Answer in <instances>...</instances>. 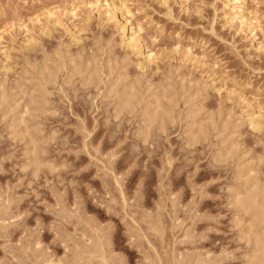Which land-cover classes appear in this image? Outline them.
I'll return each mask as SVG.
<instances>
[{
  "label": "rangeland",
  "instance_id": "obj_1",
  "mask_svg": "<svg viewBox=\"0 0 264 264\" xmlns=\"http://www.w3.org/2000/svg\"><path fill=\"white\" fill-rule=\"evenodd\" d=\"M248 4L0 0V264H71L97 228L120 264H252L230 197L237 175L264 180V0ZM111 86L134 87L129 115ZM155 99L175 121L145 133Z\"/></svg>",
  "mask_w": 264,
  "mask_h": 264
},
{
  "label": "bare ground",
  "instance_id": "obj_2",
  "mask_svg": "<svg viewBox=\"0 0 264 264\" xmlns=\"http://www.w3.org/2000/svg\"><path fill=\"white\" fill-rule=\"evenodd\" d=\"M237 1V0H236ZM239 2H240V5H238L239 6V8L242 10V11H244L245 9H246V7H247V4H248V0H238ZM238 3V2H237ZM236 3V4H237ZM249 5V4H248ZM238 8V9H239ZM124 9L126 10V8L124 7ZM124 9H123V11H124ZM246 11V10H245ZM244 11V12H245ZM126 12V14H130V12L129 11H125ZM124 12V13H125ZM121 13V12H120ZM50 15V14H49ZM241 17H242V15H241ZM244 18H245V20H246V17L244 16ZM244 18H243V20H244ZM252 20V19H251ZM245 22V21H244ZM250 23H252L251 21H250ZM251 25H253V24H251ZM250 25V27H252ZM124 27V26H123ZM151 57V56H150ZM72 63V62H71ZM72 64H74V63H72ZM86 66V65H85ZM59 68V67H58ZM77 68V67H76ZM86 68V67H85ZM52 69V68H51ZM81 69H82V67H81ZM95 69H97V68H95ZM44 72L42 73L41 72V74H39L40 76L39 77H41L40 79H41V81H44V83L45 82H47L50 78H52V71L50 70V72H47V66H46V69L44 68ZM73 70V69H72ZM43 71V70H42ZM95 71H97V70H95ZM74 72V71H73ZM87 71H85V73H86ZM92 72V71H91ZM88 73V72H87ZM93 73V72H92ZM97 73V72H96ZM72 74V73H71ZM71 74H69V76L71 75ZM91 74V73H90ZM89 74V75H90ZM54 76V75H53ZM96 76V75H95ZM89 77V76H88ZM120 77V76H119ZM90 78V77H89ZM39 79V80H40ZM50 81V80H49ZM68 81V80H67ZM40 82V81H39ZM88 82H89V80H88ZM99 82V81H98ZM114 82H116V80L114 81ZM40 83H42V82H40ZM93 83V82H92ZM97 83V82H96ZM38 84V83H37ZM47 84V83H46ZM117 83H114V88L116 87L115 85H116ZM123 86V85H122ZM40 87V86H39ZM96 87V86H95ZM110 87V86H109ZM113 87L111 86V89L109 88V91L111 90V94H113V95H115V97L118 95L117 94V92H119V91H116V93H113V92H115V91H113L114 89H113ZM119 87H120V85H119ZM121 88V87H120ZM124 88V87H123ZM126 88V87H125ZM129 88V87H128ZM131 89H129V90H126L122 95H120L119 97L117 96L116 98L114 97V101L117 99V104H116V107H115V110H116V112H118V113H120V112H123V111H127V113L130 111H132L133 110V107H135V105H136V103H138L137 102V93L135 92V90L133 89L134 87H130ZM38 92H40V90L38 91ZM140 93V92H139ZM40 94V93H39ZM106 94V93H105ZM110 94V92H108V96L111 98L112 97V95ZM107 96V95H106ZM169 96V95H168ZM165 97V96H164ZM172 97V96H171ZM156 98V97H155ZM161 98V97H160ZM33 99V98H32ZM38 99V98H37ZM143 99V98H142ZM190 99V98H189ZM2 100H3V98H2ZM145 100V99H144ZM155 100H157V99H155ZM168 100V99H167ZM170 100H172V99H170ZM169 100V101H170ZM139 101V100H138ZM152 101V100H151ZM169 101H164V102H166V103H168ZM45 102V101H44ZM148 102V101H147ZM155 102V106L153 107L154 109H152V110H150L149 108V110H146V112L144 113V115H143V118H144V120H143V122L142 123H144V125L145 126H143V127H145L144 129V131H145V133H148L149 131H150V129L153 131V129H152V125H154V126H156V124H158V127L159 126H162V127H160V128H163V126H164V124L166 123V122H169V121H173V118L171 119V117H172V115H173V111L171 112L172 113V115H171V113L170 112H168L167 110H166V108L164 109V108H162L161 107V104H160V102L157 100V101H154ZM171 102V101H170ZM162 103V102H161ZM42 104V103H41ZM47 104V103H46ZM169 104V103H168ZM153 105H154V103H153ZM152 104H151V107L150 108H152V106H153ZM164 105V104H163ZM162 105V106H163ZM174 105V104H173ZM137 106H139V105H137ZM166 106V105H165ZM164 106V107H165ZM138 108V107H137ZM147 108V107H146ZM168 108H170V106L168 107ZM2 109V108H1ZM40 109V108H39ZM135 109V108H134ZM189 109V108H188ZM7 110V109H6ZM141 110V109H140ZM43 112V111H42ZM129 112V113H130ZM189 112V111H188ZM117 113V114H118ZM129 113H128V115H129ZM5 114V113H4ZM142 114V113H141ZM253 114V113H252ZM140 115V114H139ZM185 115V114H184ZM121 116V115H120ZM175 116H177V115H175ZM192 116V115H191ZM194 116H195V114H194ZM140 117V116H139ZM250 117H251V115H250ZM179 118V117H178ZM252 119H250L251 120V123H252V125L254 126V128H257L258 129V124L260 123H258V120L256 121L254 118H253V116L251 117ZM181 119V118H180ZM20 120V119H19ZM22 121V120H21ZM140 121V120H139ZM174 121H175V119H174ZM173 121V122H174ZM205 121V120H204ZM215 121V120H214ZM24 122V121H23ZM177 122V121H176ZM175 122V123H176ZM194 122V121H193ZM170 123V122H169ZM191 123V122H190ZM189 123V124H190ZM197 123V122H196ZM192 124V123H191ZM195 124V123H194ZM194 124H192V126L194 125ZM199 124H201V122L199 123ZM198 124V125H199ZM165 125H167V124H165ZM198 125H197V128H191V129H193V130H188L189 131V134H188V136L189 137H187V138H189V140L192 142V143H195V142H197L196 140H199L200 138L202 139V140H204L205 139V136L206 135H208L207 134V132H209L208 131V129H207V127L208 126H206V127H204V126H200L199 125V127H198ZM196 126V125H195ZM211 126V125H210ZM215 126V125H214ZM221 126V125H220ZM151 127V128H150ZM189 127V126H188ZM141 128V127H140ZM159 128V129H160ZM216 128V127H215ZM253 128V129H254ZM148 129V131L146 132V130ZM210 129H212V126H211V128ZM142 130H143V128H142ZM141 130V131H142ZM213 130V129H212ZM29 131V130H28ZM155 132V131H154ZM157 132H158V130H157ZM223 132V131H222ZM143 133V132H142ZM152 133V132H151ZM150 133V134H151ZM139 134H140V132H139ZM221 134V133H220ZM19 135V134H18ZM20 135H22V134H20ZM24 135V134H23ZM146 135L147 134H145V136L144 137H146ZM136 136V135H135ZM139 136V135H138ZM218 136V135H217ZM222 136V135H221ZM142 138H143V136H142ZM147 138V137H146ZM208 138V137H207ZM228 138V137H227ZM30 140V139H29ZM143 141H145V140H143ZM189 141V142H190ZM193 141H195V142H193ZM37 142V141H36ZM188 142V143H189ZM31 143H33L32 141H31ZM222 143V142H221ZM37 144V143H36ZM196 144V143H195ZM189 145H190V143H189ZM194 145V144H193ZM226 145V144H225ZM223 146V145H222ZM35 147V146H34ZM228 147V146H227ZM226 147V148H227ZM231 148V147H230ZM35 149H36V147H35ZM35 149L33 148V151H32V153H35ZM228 149V148H227ZM226 149V151H224V152H222V155H223V153L225 154V152H226V154L228 155L230 152L228 151V150H230V149H228L227 150ZM223 150H225V148L223 149ZM40 151H38V153H39ZM30 153V152H29ZM221 153L219 152V154L217 153V157H218V161L220 160V159H222L223 161L225 160V158H227L228 156L227 155H224V159L222 158V156L220 155ZM32 155V161H33V163L35 164L36 163V158H35V155L34 154H31ZM33 155H34V157H33ZM220 155V156H219ZM264 156V155H263ZM216 157V158H217ZM230 157V156H229ZM217 160H215V161H217ZM217 161V162H218ZM227 161V160H226ZM35 165H38L37 163L35 164ZM35 165L33 166V167H35ZM40 166V165H39ZM36 167H38V166H36ZM244 171H246V170H244ZM241 172V171H240ZM239 173V172H238ZM257 174V173H256ZM255 174V175H256ZM244 175H246V174H244ZM250 175V174H249ZM241 177L243 178V176L240 174L239 176L237 175V184L239 185L236 189H234V191L232 192L233 194H232V196H230V197H232V201H231V203L238 209V211L242 214V215H250L251 217H252V220H251V224L252 225H248L247 227L248 228H246V230L248 229V233H247V235L249 234L251 237L249 238L248 236H247V240L249 239V243H250V240H252L251 242H253V253L251 254L252 255V257L251 258H249V259H251L250 260V262H252V264H253V262L254 263H256V264H264V180L263 181H260V180H258V179H251L252 181L254 180V182L253 183H250V180H249V183H248V180L246 179V178H244V179H246V181L245 182H242L241 181ZM251 177V176H250ZM236 178V177H235ZM249 178V177H248ZM264 179V178H263ZM243 180V179H242ZM239 181H241V182H239ZM235 184H236V182H234ZM237 186V185H236ZM5 205H3L2 203L0 204V205H2V206H4V208L5 209H8L7 207H6V205H7V202L6 203H4ZM1 207V206H0ZM3 208V207H2ZM235 208V209H236ZM1 209V208H0ZM4 209V210H5ZM2 210H0V212H1ZM9 214V213H8ZM1 216V215H0ZM5 216V215H4ZM2 217V216H1ZM160 218V217H159ZM159 218H157V219H159ZM72 219V218H71ZM87 220H89V219H87ZM152 220V219H151ZM156 220V219H155ZM89 222V221H88ZM145 222V221H144ZM153 222V221H152ZM154 223V225L153 226H151V230H152V228L156 231V232H158L159 234H160V236H162V231H163V227H162V225L159 223V221H154L153 222ZM152 223V224H153ZM95 224V223H94ZM151 224V225H152ZM89 225V224H88ZM87 225V227H88V229H89V227L93 230V226L92 225H90V226H88ZM161 225V226H160ZM3 226V225H2ZM178 226V225H177ZM180 226V225H179ZM178 226V227H179ZM162 227V228H161ZM83 228V227H82ZM86 228V227H85ZM97 228V227H96ZM96 228H94V230L96 229ZM175 228H177V227H175ZM87 229V230H88ZM93 230V231H94ZM97 231V232H96ZM86 232V231H85ZM87 232H89V231H87ZM86 232V233H87ZM95 232L96 233H89V234H87L89 237L87 238V239H85V237H83L82 238V241H80V243L79 242H76L77 244H71L72 246H66V247H68V250H69V252H68V254L70 255L68 258V262H70L71 264H117L118 262H119V260H117V261H115L116 259H117V257H115L114 255H113V253H111V249H110V243H109V241H108V239H109V237H108V239L106 238V239H104L103 238V236L100 234L101 233V230H99V228H97L96 230H95ZM99 232V233H98ZM83 234H84V232H83ZM101 236H100V235ZM158 234V235H159ZM85 235V234H84ZM87 235H85V236H87ZM185 236H186V234H184ZM108 236V235H107ZM188 236V235H187ZM72 237V236H71ZM160 238V237H159ZM68 239V238H67ZM64 240V239H63ZM69 240V239H68ZM68 240L66 241V244L68 243ZM72 240V239H71ZM73 241V240H72ZM75 241V240H74ZM77 241V240H76ZM74 243V242H73ZM112 245V244H111ZM252 245V244H251ZM26 249V248H25ZM27 249H28V247H27ZM21 250V249H20ZM22 250H24V248H22ZM21 250V253L22 254H24V252ZM25 251V250H24ZM38 251H40V250H38ZM27 252H28V250H27ZM27 252L25 253V254H27ZM37 252V251H36ZM44 253V252H43ZM24 254V255H25ZM36 255H37V253H35ZM41 254L42 253H40L39 255L40 256H37V257H34V260L35 261H33L34 263H32V264H52L53 262L52 261H47V260H49V259H47L46 261L44 260V258H43V256L41 257ZM21 255V254H20ZM29 255V254H28ZM48 255V254H47ZM27 256V255H26ZM35 256V255H34ZM45 256V255H44ZM187 256V255H186ZM42 258V259H39V258ZM46 257H48V256H46ZM46 257H45V259H46ZM188 257H189V255H188ZM196 257V256H195ZM203 257V256H202ZM28 258V257H27ZM26 258V259H27ZM114 258H116V259H114ZM187 258V257H186ZM208 258V257H207ZM206 258V259H207ZM121 259V258H120ZM194 259V261H193V263L192 264H206L205 263V259H203V258H201V257H196V258H193V257H189V260L188 261H191L192 262V260ZM209 259V258H208ZM30 260V259H29ZM31 262V261H30ZM60 261H58L57 262V264H62V263H59ZM66 262V261H65ZM185 262H186V259L184 258V257H182V258H180V257H176L175 258V263L176 264H185ZM26 263V262H25ZM28 263V262H27ZM67 263V262H66ZM150 264H152L151 262H149ZM29 264V263H28ZM31 264V263H30ZM54 264V263H53ZM118 264H120V262L118 263Z\"/></svg>",
  "mask_w": 264,
  "mask_h": 264
}]
</instances>
